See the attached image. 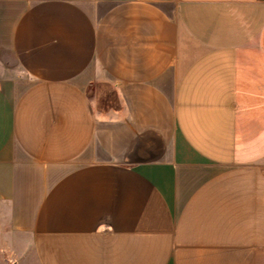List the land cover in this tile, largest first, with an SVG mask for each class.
Listing matches in <instances>:
<instances>
[{
    "label": "crops",
    "instance_id": "crops-1",
    "mask_svg": "<svg viewBox=\"0 0 264 264\" xmlns=\"http://www.w3.org/2000/svg\"><path fill=\"white\" fill-rule=\"evenodd\" d=\"M6 232L39 264H264V0H0Z\"/></svg>",
    "mask_w": 264,
    "mask_h": 264
},
{
    "label": "rangeland",
    "instance_id": "rangeland-1",
    "mask_svg": "<svg viewBox=\"0 0 264 264\" xmlns=\"http://www.w3.org/2000/svg\"><path fill=\"white\" fill-rule=\"evenodd\" d=\"M3 235H0V264H39L30 252L29 237L21 235L12 238L7 232Z\"/></svg>",
    "mask_w": 264,
    "mask_h": 264
}]
</instances>
